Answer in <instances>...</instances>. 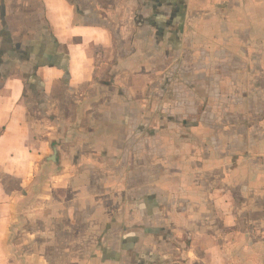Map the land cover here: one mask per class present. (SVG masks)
<instances>
[{"label": "crops", "instance_id": "obj_1", "mask_svg": "<svg viewBox=\"0 0 264 264\" xmlns=\"http://www.w3.org/2000/svg\"><path fill=\"white\" fill-rule=\"evenodd\" d=\"M38 2L0 31V264H264V0ZM175 70L189 111L138 101Z\"/></svg>", "mask_w": 264, "mask_h": 264}, {"label": "rangeland", "instance_id": "obj_2", "mask_svg": "<svg viewBox=\"0 0 264 264\" xmlns=\"http://www.w3.org/2000/svg\"><path fill=\"white\" fill-rule=\"evenodd\" d=\"M18 1L19 0L15 1V2H18ZM24 1L26 3H28L29 5H28V7H21L20 8V11L18 13H20L22 15L17 14V13H14L13 14L14 16H11L10 17L12 19H10L9 22L3 21L5 23H3L0 20V31L1 32H4V30L7 29L6 28V25L7 26L9 25L8 27L11 28V29H13V30H23L24 32H26L29 29V26L35 27V25L37 24V22L40 23V27L43 28V30L44 29L46 30V24H45L44 20L41 19L42 16H43V14L41 13V9H40V5H39L38 0H24ZM24 1L22 2L23 4H24ZM5 4H6L5 0H0V15H1V13L3 15H5V9H6ZM18 8H19L18 5H11L10 6V9L11 10H18ZM25 14H30V17H32V18L34 17L35 20H36V22L22 23V22H25L23 20V16ZM13 17H15V18H13ZM20 18H21V21H20ZM4 24H6V25H4ZM43 34L45 35L46 33L44 32ZM125 34H127V33H125ZM175 34L180 38V35L182 33H175ZM146 39H144V40L142 39L141 42H139V45L143 47L145 45L144 41ZM2 43L3 44H1V46H0V57H1V54L3 52H5V50H7V48L9 47L8 44H7V42H2ZM143 48H145V47H143ZM221 73L222 72H219L218 73L220 78H221V76H220ZM181 74H182V72H179V70H175L173 72V75L170 76L171 77L170 81L165 76L163 82L162 81H158L157 84L155 86H153V88L149 89L148 92H146L145 88H144V90H142L141 88H138V93L137 94H134V95H136V97L139 99L138 101L140 103H142V104L145 105L147 103H150L149 100H148L149 99L148 96H149L150 93H152L153 90H155V92L163 91L164 96H163V94H161L160 96L159 95H156L155 97L152 96V104H154V103L156 104L155 106H156V109H157L158 112H161V108H162L163 102H164L163 100H166V99H170V100L174 99L175 100L174 103H170L169 104L170 105L169 108L167 107L168 110H170V111H176L177 110V106L178 107L183 106L184 110L187 109L189 111L190 109L187 108V106L185 105V102L183 101V98H185V96H183L181 94L178 95L179 92L176 89L177 87L175 85V82L177 80L181 79L180 78V75ZM166 81H169V83H171V84H168L167 86H165ZM187 83L190 85V88L193 89V84H191V82H187ZM137 85H139V83ZM39 92H40V89H39L38 85L35 84L32 87H29V92L27 94V96H28V98L30 100V103L29 104H30L31 113H33L35 116H37L39 114V111H41V110L43 111V108L41 107V100H40L41 98H39L40 97L39 96ZM147 93H148V95H147ZM195 95H196V97L199 98L198 93H196ZM161 96H163V98H161ZM142 99H146V101H148V102H146V101L145 102H142ZM176 100H180L182 103H179L178 104V102ZM172 109H174V110H172ZM35 116L33 118H36ZM164 119H166V122L168 124H171L172 122H173V124L176 123L174 117L167 116ZM171 136L173 137L174 135H171ZM217 141H223V136L222 137L220 136V139H218ZM93 149L94 148H91L90 150H93ZM158 153H160V152H158ZM161 155L162 154L157 155V158H159ZM92 156L93 155H91V157ZM91 159L92 160H90L91 161L90 162L91 163L90 165H92V167L96 168L99 172L105 173V171H106V164L102 160H100V161H102V162H100V164H97V161L95 159H93V158H91ZM95 161H96V163H95ZM98 161H99V159H98ZM146 162H148V158H146L145 156H142L141 158L138 159V164L139 165H144ZM151 170L155 173L157 171V168L155 166H153ZM124 173H126V172H124ZM124 173H122L123 174L122 176H121V172L119 173L118 176L119 177L121 176L120 179L121 178L122 179L119 180V182L117 183V185H115V187H114L115 189H113V191L111 190L109 192V194H107L106 197H105L106 198L105 199L106 203H105L104 206H105V209L107 210V212L108 211L109 212L110 211H115V212L122 213L124 207L126 206L125 200L121 196V191H119V189H118L119 186H121L125 182L126 174H124ZM142 175H143V181H145V174L142 173ZM122 195H124L123 192H122ZM152 201H154V203L152 204V206L154 208L156 206V204H158V202L155 199H153ZM145 206H147L146 202H145ZM56 219H57V222H56L55 225H57V223H58L60 226H62L61 224L63 223V219H61L60 215H58V217ZM96 232H98V230ZM94 235H95V238L96 239L95 238L93 239V245H91V244L88 243L89 242L88 241V237L83 240L84 242H83V245H82V250L80 252H82L84 254H78V257L81 258V257H83V255H87V253H88V255H89V253H92L93 252L94 245L96 246V249H98V251L100 253L102 252L101 250L104 247H106L104 245V244H106V242L104 243L103 238H101L100 235H98V233H97V235L94 233ZM112 237H118L117 236V232L114 233V235H112ZM108 248H111V247L110 246L109 247L107 246V249ZM142 253L145 254L146 251L144 249H141V250H139L137 252L136 255H138V258H141L140 255H142ZM115 258H116V260L118 262L119 261L118 260V256H116ZM123 264H124V262H123Z\"/></svg>", "mask_w": 264, "mask_h": 264}]
</instances>
